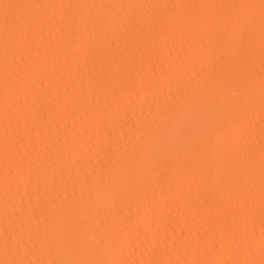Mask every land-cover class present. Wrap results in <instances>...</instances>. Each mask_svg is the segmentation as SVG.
Listing matches in <instances>:
<instances>
[{
  "label": "bare ground",
  "instance_id": "bare-ground-1",
  "mask_svg": "<svg viewBox=\"0 0 264 264\" xmlns=\"http://www.w3.org/2000/svg\"><path fill=\"white\" fill-rule=\"evenodd\" d=\"M261 3L0 0V264L99 259L87 249L116 229L124 230L121 244L108 259L118 262L264 264ZM237 16L252 21L242 48L205 40L180 89L160 98L164 112L145 105L124 115L122 98L152 66L175 61L199 21L223 30ZM238 50L256 72L236 138L244 153L209 161L210 178L207 169L189 171V145L154 161L145 155L167 109L200 97ZM238 93L228 88L218 105L231 107ZM136 189L138 203L128 199Z\"/></svg>",
  "mask_w": 264,
  "mask_h": 264
},
{
  "label": "snow or ice",
  "instance_id": "snow-or-ice-1",
  "mask_svg": "<svg viewBox=\"0 0 264 264\" xmlns=\"http://www.w3.org/2000/svg\"><path fill=\"white\" fill-rule=\"evenodd\" d=\"M260 7L264 11V3H261ZM251 24L252 21L247 16L235 17L223 30L219 21H199L196 24L192 42L183 51L178 52L177 59L175 61L161 60L152 66L151 73L143 76L138 84L133 86L127 99L122 98L124 115L128 116L130 110L137 107L143 110L145 105L149 108L155 106L157 115L164 112L167 108V99L162 106L159 103L160 98H167L174 87L180 89L182 76L187 67L200 62L207 50L203 42L218 39L222 44L232 45L235 42L242 48L241 41L246 35V30H250ZM228 28L231 31H228ZM261 28L264 35V15L261 17ZM40 71L43 73L46 68L42 67ZM255 84L256 72L251 57L246 50H238L237 57L231 63L222 66L218 72L213 70L206 91L200 97H192L177 108H168L163 123L156 124L153 121L156 126L150 131V144L144 154L150 155L154 161L163 158L180 146L189 145L193 154L188 162L189 171L198 169L203 173L207 169L208 177L206 178H210L211 169L216 165L215 163L209 165V161H214L215 157L224 153L230 156L244 153V145L240 144L236 138L247 120L246 107L251 102L250 94ZM260 86L264 88V50H262L260 66ZM231 87L239 89L235 104L229 108L218 105V99L222 98L223 93ZM181 96H183L182 92ZM261 110H264V97L261 98ZM262 136H264V129H262ZM248 151L250 152L251 149L249 148ZM261 164V199L264 200V147H262ZM161 196H164L163 192ZM140 198L139 189L128 196L129 201L137 203ZM152 207L154 210L156 205L153 204ZM128 230L131 231V229ZM123 231L116 229L97 236L96 246L87 249V252L93 257H100L99 259H72L65 261L64 264H127L124 261L108 259L113 249L121 244ZM4 264H24V262L10 259ZM153 264H171V262L162 260ZM193 264H206V262L195 260Z\"/></svg>",
  "mask_w": 264,
  "mask_h": 264
}]
</instances>
